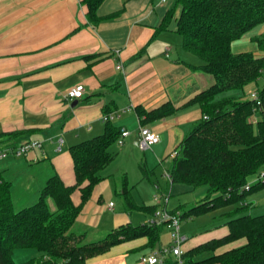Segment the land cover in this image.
<instances>
[{"label": "crops", "instance_id": "0c3cea01", "mask_svg": "<svg viewBox=\"0 0 264 264\" xmlns=\"http://www.w3.org/2000/svg\"><path fill=\"white\" fill-rule=\"evenodd\" d=\"M171 4L172 0H103L97 9L99 16L120 9L122 12L92 26L86 21V8L80 0H0V136L6 138L11 132L17 133L9 139V145L27 139L41 140L43 144L42 149L31 150L24 156L0 159V172L10 180L11 191L15 175L32 163L37 165V170L45 172L41 174L37 192L53 173H57L65 184H72L74 172L68 147L102 132L104 110L115 112L112 123L131 133L130 129L138 121L136 105L150 109L168 101L177 110L145 124L158 134V142L150 147L159 156L157 163L164 170L165 152L174 150L202 116L196 104H183L213 80L210 74L191 67L200 64V60L182 48L181 36L173 24L168 29L157 30ZM263 35L264 23H261L232 41L231 51H250L255 56H262L264 49L254 38ZM259 82H264V75ZM78 84L83 86L82 97L69 100L67 92ZM74 100L76 103L72 105ZM135 117L136 121L133 120ZM57 135L64 138L59 152L54 150ZM136 138H132L135 145ZM5 160L9 162L3 163ZM40 173H36L37 177ZM151 173L154 175V170ZM162 175L165 176L164 172ZM107 184L100 181L94 186L76 218L75 230L88 234L89 229H98L100 220L108 212L111 215L108 213L105 219L112 229L126 223L136 225L132 223L131 209L126 205L120 211L114 209L112 201L100 207V191ZM155 185L162 191L157 180ZM173 185L185 184L169 183V196ZM187 187L193 191L203 187L200 197L205 196L206 186ZM36 188L31 190L29 185L19 191L32 194ZM124 189L138 206L132 210L140 212L142 223H146L153 212L144 206L156 204L136 201L126 184L120 192L123 201ZM157 198L159 206L161 197ZM72 199L76 203L77 194ZM48 201L53 208L52 201ZM169 201L170 198L169 209L183 212L191 207L169 206ZM244 204L248 205V213L252 215L264 213V187L247 195ZM231 207L213 209L217 212L214 220L218 218L219 222L212 229L201 231L192 238L182 233L186 237L182 250L226 234L227 213ZM163 226L168 227L162 224L161 229ZM167 233L169 236V229ZM244 242V238H239L217 248L214 253ZM146 243V237L123 241L104 253L87 258L82 264H142L140 258L143 255L161 246L159 239L154 247ZM32 250L35 251L32 258L43 254ZM211 253L205 252L199 258Z\"/></svg>", "mask_w": 264, "mask_h": 264}, {"label": "trees", "instance_id": "16d2710c", "mask_svg": "<svg viewBox=\"0 0 264 264\" xmlns=\"http://www.w3.org/2000/svg\"><path fill=\"white\" fill-rule=\"evenodd\" d=\"M102 1L80 0L89 25L96 26L122 12L120 9L99 16L97 9ZM261 23L264 0H172L157 27L165 30L173 24L181 36L182 48L200 60L191 67L213 79L183 104H196L202 116L178 144V154L168 169L172 183L191 188L206 186L203 199L181 212V218L232 205L227 213V233L183 251L182 264H264V213L252 215L244 204L247 195L264 187V181L249 184L264 167V82H259L264 75V55L233 53L230 48L232 41ZM254 41L264 49V35ZM253 89L256 98L249 96ZM134 110L139 124L145 125L174 113L177 107L166 101L150 109L136 105ZM107 113L104 110L103 114ZM119 130L107 120L101 133L70 145L74 182L65 184L53 173L36 200L18 209L14 207L10 180L0 172V264H56L59 260L61 264H82L115 244L138 237H146L149 247L156 245L162 224H122L91 242L85 241L86 232L74 229L80 210L102 179L100 171L114 157L110 147ZM16 134L0 136V148L9 145ZM74 194L78 196L76 203ZM122 194L128 209L138 207L127 190ZM144 207L153 212L158 206ZM239 238L245 239L242 245L214 253ZM19 248L43 254L16 263L12 256ZM205 252L212 253L199 258ZM164 264L176 262L168 258Z\"/></svg>", "mask_w": 264, "mask_h": 264}, {"label": "rangeland", "instance_id": "374dc122", "mask_svg": "<svg viewBox=\"0 0 264 264\" xmlns=\"http://www.w3.org/2000/svg\"><path fill=\"white\" fill-rule=\"evenodd\" d=\"M133 120L136 121V117ZM137 122L134 124L133 128L130 129L131 133L130 136L125 140V145H119L115 142L110 147V151L114 154V159L100 171V175L102 176L100 181L105 182V184L108 183L107 186L100 191L101 198L100 201H98L100 207L104 206L105 204L107 205L108 201H112L115 204L114 209H119L118 211H120L125 205L120 194L125 184L132 196L140 203H153L157 205L159 201L155 196L161 197L163 194H168L169 192V183H167V180L165 176L162 175V172L169 169L170 167V162L172 161L171 150L173 149L165 152V154H167L165 159H163V170L162 166L157 163V158H159V156L151 150L152 147H150V149L142 150L138 145L132 143V138L138 137ZM6 162L9 161L5 160L3 163ZM36 168L37 165L33 163L31 165H25L24 170L19 171L15 175L12 195L14 207L16 209L22 207L23 205H27L26 203L34 202L37 198L38 194L36 196L34 195L38 193L37 190L39 188L37 185L42 181L41 179L43 175L41 174L44 172V170H37ZM142 168H144L146 175L144 174ZM152 170H154V175L151 173ZM37 172H41L38 177L36 175ZM156 180L162 191L155 187ZM29 185H31V190H33L35 186L37 187L34 192L32 191V194L20 193L21 191H19V188L23 189V187L26 188ZM202 192L203 187L193 191L189 190V187L185 185H178L177 187L173 185L171 196H169V206L171 204H181L182 209H184V207L188 208L189 206L195 205L201 198L204 197L203 195V197H200ZM198 197L200 198L196 200ZM227 207L231 206L228 205ZM227 207L225 206V208ZM108 213H105L103 218L100 220L101 223L99 224L98 229H89L90 232L87 234L85 240L86 242L102 239L106 233L112 230L111 226L108 225V220L105 219ZM130 213L132 215L133 224L137 225L142 223V215L140 212H138L136 209H131ZM216 213L217 212L213 211L212 209L194 217L191 216L189 218H181L180 232L185 233L187 237L192 238L195 234H198L201 231L212 229L214 225H217V222H219L218 218L214 220ZM167 229H169L167 226H163L161 229L159 237V243L161 246L159 247H164L168 244L169 236ZM33 252L35 251L31 248L15 249L12 256L13 261L16 263L26 261L32 258L31 254Z\"/></svg>", "mask_w": 264, "mask_h": 264}, {"label": "built area", "instance_id": "2783aa9c", "mask_svg": "<svg viewBox=\"0 0 264 264\" xmlns=\"http://www.w3.org/2000/svg\"><path fill=\"white\" fill-rule=\"evenodd\" d=\"M162 2L166 0H161ZM83 86L82 84L75 85L68 92L66 97L69 100L74 98L82 97ZM250 98H256L255 90L249 92ZM115 117V112H109L103 114L101 120L103 122L107 120H112ZM255 122V118L252 119ZM119 135L116 138V143L121 145L124 138L129 135V130L125 127L119 128ZM158 134L152 131L150 128L139 124L138 122V141L137 145L142 149H148L152 144L158 142ZM54 150L59 152L62 150L64 144V138L61 135H57L54 140ZM43 144L41 140L37 139H27L16 144L6 145L0 148V159H4L8 156L21 157L26 155L29 151L35 149H42ZM177 149L172 150L171 157L177 156ZM164 175L168 182L171 183V177L168 170L164 171ZM264 181V167H262L254 177L249 181L250 183L262 182ZM249 184L245 186L248 189ZM168 194H163L160 198V205L153 211L152 216L146 221L147 224H167L169 227V243L164 247H158L152 250L150 253L143 255L140 258L142 264H164L166 259L172 257L176 264H182L181 255L183 253L182 243L185 241L186 237L180 232V220L181 212L179 210L171 211L167 208V203L169 200ZM156 197V196H155ZM157 198V197H156ZM109 206H112V202H109Z\"/></svg>", "mask_w": 264, "mask_h": 264}, {"label": "water", "instance_id": "95a60500", "mask_svg": "<svg viewBox=\"0 0 264 264\" xmlns=\"http://www.w3.org/2000/svg\"><path fill=\"white\" fill-rule=\"evenodd\" d=\"M75 103H76V100H74V101L72 102V105H74ZM137 141H138V137L136 138L135 143H137Z\"/></svg>", "mask_w": 264, "mask_h": 264}]
</instances>
